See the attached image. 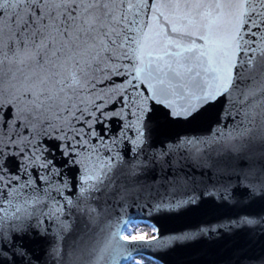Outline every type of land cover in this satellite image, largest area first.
<instances>
[{"label":"snow or ice","instance_id":"6c2138e0","mask_svg":"<svg viewBox=\"0 0 264 264\" xmlns=\"http://www.w3.org/2000/svg\"><path fill=\"white\" fill-rule=\"evenodd\" d=\"M0 264H264V0H0Z\"/></svg>","mask_w":264,"mask_h":264}]
</instances>
